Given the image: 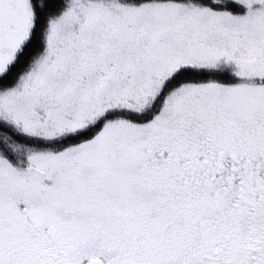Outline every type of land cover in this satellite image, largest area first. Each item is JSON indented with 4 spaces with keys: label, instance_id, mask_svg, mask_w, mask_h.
I'll use <instances>...</instances> for the list:
<instances>
[{
    "label": "snow or ice",
    "instance_id": "1",
    "mask_svg": "<svg viewBox=\"0 0 264 264\" xmlns=\"http://www.w3.org/2000/svg\"><path fill=\"white\" fill-rule=\"evenodd\" d=\"M0 264H264V0H0Z\"/></svg>",
    "mask_w": 264,
    "mask_h": 264
}]
</instances>
